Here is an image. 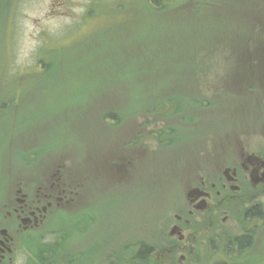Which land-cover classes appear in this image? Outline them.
Segmentation results:
<instances>
[{
	"label": "rangeland",
	"instance_id": "obj_1",
	"mask_svg": "<svg viewBox=\"0 0 264 264\" xmlns=\"http://www.w3.org/2000/svg\"><path fill=\"white\" fill-rule=\"evenodd\" d=\"M167 1L0 0V201L41 168L73 172L91 189L92 220L76 215L83 205L68 208L41 246L139 264L132 251L147 243L140 264H213L231 261L227 236L251 227L245 208L212 222L196 214L189 226L199 234L183 246L171 238L176 214L190 209L186 189L198 174L189 172L210 167L216 176L232 149L217 156L216 148L233 135L237 150L263 136L262 126L247 125L253 107L231 75L264 3ZM256 202L263 221L251 227L247 253L232 255L239 261L264 262V201ZM61 256L58 264L87 259Z\"/></svg>",
	"mask_w": 264,
	"mask_h": 264
},
{
	"label": "flooded vegetation",
	"instance_id": "obj_2",
	"mask_svg": "<svg viewBox=\"0 0 264 264\" xmlns=\"http://www.w3.org/2000/svg\"><path fill=\"white\" fill-rule=\"evenodd\" d=\"M252 1L264 3V0H248L249 3ZM247 24L251 27L246 28L247 38L241 44L242 59L240 60L237 56L236 60H232L234 67L239 70L236 72L234 69L231 77L241 82L243 93L248 96L245 100L247 110H250V105L253 107L251 113L253 118L250 121L252 123L248 122L247 125L262 126L263 136L258 137L255 146L251 145L250 139L247 138L240 150H237L234 149L236 140L233 135L231 143H225L223 147L216 148L217 156L228 148H232L228 152L231 158L222 164L216 176L205 173L209 170L211 174H215L210 167H194L193 172H189L188 175L197 173L198 176L186 189V200L190 201L187 218L176 214V221L171 226V238L174 239L176 246L186 244L193 233L199 234V229L193 231L189 226L190 218L196 214L195 217L200 218L199 222L206 220L212 222L218 221L222 213H226L224 216L228 217L235 209L245 208L243 216L251 223V227L260 225L263 221V207L256 201H264V21L251 23V20H248ZM214 90L216 92L217 87L214 86ZM170 126L168 123L162 130V133L167 135L168 141L174 133V128ZM133 128L131 125L129 130L132 137L135 136V139L131 141L135 151L138 132ZM166 144L169 145V142ZM37 173L32 179L25 178L14 185L12 199L0 201V264H58L59 251L62 255H69L66 256L67 258L70 256H75L77 259L85 256L87 258L83 263L74 260L67 264H109L104 259V252L95 259L77 248L40 245L41 235L47 232L45 229L49 225L53 226L54 221L56 222L64 212H67L68 208L83 205L84 208L79 209L80 212L77 211L76 215H79L78 218L88 217V220H92L93 213L90 204L91 189L87 181H80L73 177V172H65L61 167L41 168ZM182 179L177 182L178 187L183 185ZM249 209H256L257 212L248 215ZM251 227H243L238 232L227 236L229 237L227 255L231 256V261H223L222 264H264L261 260L239 261L232 256L245 255L249 246L254 243L256 231ZM187 229L189 234L186 235ZM139 248L132 251L130 263L137 261L140 264L142 261L138 260L139 254L147 255L151 251V245L147 243H143ZM48 258L56 262H47ZM113 259L116 258L113 257ZM113 259H111L112 264H115Z\"/></svg>",
	"mask_w": 264,
	"mask_h": 264
},
{
	"label": "trees",
	"instance_id": "obj_3",
	"mask_svg": "<svg viewBox=\"0 0 264 264\" xmlns=\"http://www.w3.org/2000/svg\"><path fill=\"white\" fill-rule=\"evenodd\" d=\"M155 5H159V6H161V7H165V6H167V5H169V4H167V0H151ZM154 8V7H153ZM46 63V62H45ZM157 106H160V105H157ZM111 114H116L115 112H111ZM118 115V114H117ZM119 116V115H118ZM254 212H257L256 211V209H249L248 210V215H251V214H253ZM64 237H65V239H66V236L64 235ZM59 246H61V245H66V243H65V241L64 242H62L61 244H58ZM65 248V247H64ZM142 252H144V250H141ZM58 254H59V256H61L62 255V253H61V251H59L58 252ZM143 256H145V254L143 253V254H139V257H141V258H139L138 257V260L139 261H144V257ZM223 262H217L216 264H222Z\"/></svg>",
	"mask_w": 264,
	"mask_h": 264
}]
</instances>
